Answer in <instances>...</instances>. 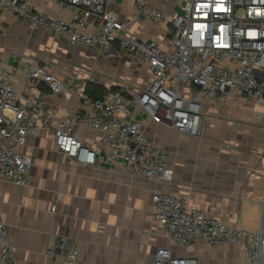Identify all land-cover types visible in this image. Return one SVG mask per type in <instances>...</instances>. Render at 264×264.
<instances>
[{
  "label": "crops",
  "instance_id": "0c3cea01",
  "mask_svg": "<svg viewBox=\"0 0 264 264\" xmlns=\"http://www.w3.org/2000/svg\"><path fill=\"white\" fill-rule=\"evenodd\" d=\"M147 1L161 4L160 0ZM30 3L50 17H73V9L52 0ZM109 9L140 39L167 41L163 27L135 15L134 0H112ZM175 11L172 4L166 6L169 18ZM33 62L63 78L84 81L87 89L90 85L101 88L106 94L137 96L149 80L140 63L116 44L103 51L73 45L50 30H34L13 14L1 12L0 70L14 74V86L22 97H27L26 68ZM46 91L47 87L40 85L31 97ZM46 103L60 119L73 114L82 100L71 89L48 96ZM135 113L145 132L166 150L174 172L172 183L156 184L135 176L121 161L80 164L56 149L49 132L29 135L26 145L18 149L31 156L30 185L0 180V215L17 264H55L52 250L61 238L77 243L84 263L155 264L154 255L160 247L170 248L175 257L195 258L198 264L244 262L235 245L173 244L154 220L152 192L158 188L188 197L192 207L208 211L225 224L259 229L264 200V101L230 97L225 105L212 104L203 114L201 137L156 123L140 110ZM77 137L90 146L105 147L88 128H81ZM60 253L62 257L64 253Z\"/></svg>",
  "mask_w": 264,
  "mask_h": 264
},
{
  "label": "built area",
  "instance_id": "2783aa9c",
  "mask_svg": "<svg viewBox=\"0 0 264 264\" xmlns=\"http://www.w3.org/2000/svg\"><path fill=\"white\" fill-rule=\"evenodd\" d=\"M52 1L73 9V17L44 15L30 0H0V13L7 11L32 29L50 30L73 45L103 51L116 44L140 63L149 80L137 96L117 92L94 99L86 82L63 78L33 62L26 68L27 97H22L14 74L0 70V180L30 185L32 159L18 148L26 145L29 135L47 131L56 149L80 164L121 161L131 174L169 185L174 172L167 152L145 132L143 121L135 117L137 110L156 123L201 137L203 114L212 104L225 105L230 97L264 101V0H160L159 5L134 0L137 17L164 28V44L132 33L128 23L109 9L112 0ZM168 4L177 8L172 18L165 12ZM40 85L47 87V94L32 98ZM71 89L82 105L57 119L46 99ZM83 127L95 132L105 147L81 141L77 132ZM152 214L175 245H235L245 257L242 264H264V200L257 230L225 224L192 207L188 197L158 188L152 192ZM52 253L55 264H93L79 259L80 248L71 238L59 239ZM0 261L17 264L1 215ZM154 262L198 264L192 257H175L167 247L157 249Z\"/></svg>",
  "mask_w": 264,
  "mask_h": 264
},
{
  "label": "trees",
  "instance_id": "16d2710c",
  "mask_svg": "<svg viewBox=\"0 0 264 264\" xmlns=\"http://www.w3.org/2000/svg\"><path fill=\"white\" fill-rule=\"evenodd\" d=\"M97 90L99 92H97V94L95 96H93L94 95V92L97 91ZM87 92H89V96L91 95L92 98H94V99L102 98V96H104L106 94L105 93V90H103L101 88H97L95 86H91V85L88 87Z\"/></svg>",
  "mask_w": 264,
  "mask_h": 264
},
{
  "label": "rangeland",
  "instance_id": "374dc122",
  "mask_svg": "<svg viewBox=\"0 0 264 264\" xmlns=\"http://www.w3.org/2000/svg\"><path fill=\"white\" fill-rule=\"evenodd\" d=\"M0 264H3V263H0Z\"/></svg>",
  "mask_w": 264,
  "mask_h": 264
}]
</instances>
